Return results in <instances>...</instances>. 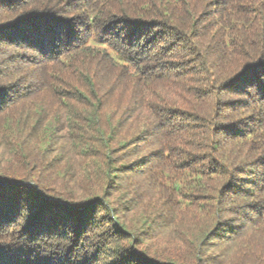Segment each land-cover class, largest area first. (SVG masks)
Here are the masks:
<instances>
[{
	"label": "trees",
	"instance_id": "trees-1",
	"mask_svg": "<svg viewBox=\"0 0 264 264\" xmlns=\"http://www.w3.org/2000/svg\"><path fill=\"white\" fill-rule=\"evenodd\" d=\"M0 264H264V0H0Z\"/></svg>",
	"mask_w": 264,
	"mask_h": 264
},
{
	"label": "rangeland",
	"instance_id": "rangeland-1",
	"mask_svg": "<svg viewBox=\"0 0 264 264\" xmlns=\"http://www.w3.org/2000/svg\"><path fill=\"white\" fill-rule=\"evenodd\" d=\"M117 196H118V194H117Z\"/></svg>",
	"mask_w": 264,
	"mask_h": 264
}]
</instances>
